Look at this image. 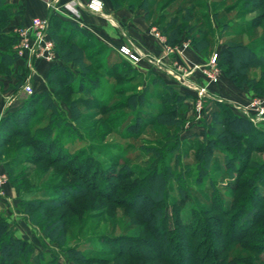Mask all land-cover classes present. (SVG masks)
I'll use <instances>...</instances> for the list:
<instances>
[{"label": "trees", "instance_id": "obj_1", "mask_svg": "<svg viewBox=\"0 0 264 264\" xmlns=\"http://www.w3.org/2000/svg\"><path fill=\"white\" fill-rule=\"evenodd\" d=\"M109 1L113 4L112 0ZM254 1L259 4L255 10L264 9V0ZM14 7L5 0H0V78L10 76L11 66L16 61L11 52L15 39L12 34L4 32L14 15L12 12ZM46 18L48 33L55 45L59 62L50 66L44 92L31 94L18 109L7 112L0 118V147L8 144L9 136L23 138L22 146L30 147L37 153L34 157L28 156L26 162L35 167L43 165L44 162L51 166H58L60 171L65 173L69 171L71 177H75L78 182L75 186L54 185L42 191V200H34L35 202L28 204L17 202V209L24 215L34 211L39 222L30 221L33 218L31 215L29 216L31 219L28 218L29 223L38 226L42 236L50 243L62 247L65 242V222L62 214L50 216V213H57L79 199L86 201L88 207L97 202L94 207L102 211L108 208V204H112L127 211L131 216L139 217L138 221L134 218L132 222L137 228L144 229L137 236L138 238L133 240L121 235L115 237L100 234L98 239L106 245L124 241L129 244L128 247L134 246L132 250L131 248L126 250L120 248L112 251L114 254L111 255L118 261L124 260V264L131 262L138 264L142 259L143 263L154 261L157 264H231L226 256L220 257L226 245L235 239L242 240L247 237L252 227L264 216L262 215L264 214V160L256 162L252 159L253 154L264 156V131L255 128L246 119L235 115L224 104L216 101L210 102L209 118L202 122L203 140L196 145L190 157L197 175L194 178L197 182L207 179L208 170L216 161H220L225 169L224 175L227 182H225V187L218 185L221 192L214 188L213 183L208 182L206 189L210 195L208 198L201 196L200 199L204 200L201 205L190 203L186 209L181 204L179 206L170 205L168 199L173 189L179 194L180 199H185V194L182 192L183 183L191 178V176L184 178V173L178 167L180 165L178 160L181 161L184 158L180 154L184 142L179 139V134L180 128L185 123L184 100L186 96L179 94L172 86L164 83L153 71L149 70L142 74L133 69L120 58L115 50L98 41L92 34L75 23L63 21L52 14H46ZM262 22H264V10L258 17L248 22L250 26L244 31H249ZM166 32L170 33L167 37L169 44L180 38L179 31L171 26L166 28ZM263 40L264 36H262ZM89 41L105 52L101 54L103 55L101 66L95 65L93 61L100 56V53H97V56L94 55L93 48L88 44ZM190 43L192 49L200 56L204 55L209 44L204 34H198ZM112 56L116 58L112 60ZM216 56L217 66L222 69L223 77L229 80L235 88L245 87L254 96H264V64L255 56L249 45L228 43L218 54L216 53ZM68 64L86 71L89 68L94 71L101 69L102 75L114 81L115 84L109 83L108 90L104 91V86L100 84L101 81L96 76L82 72V70L74 72ZM255 69L258 70V74L250 77V71ZM129 73L131 75H128ZM141 77L143 81L136 82L135 78ZM140 84L142 87L138 89ZM148 86L154 87L156 91L153 100L159 104V107L154 112L149 108L150 104L145 105V100L142 98L147 96ZM61 91L66 93L65 96L80 95V100L72 101V104L81 107L87 105L99 115H105L103 119L105 124L115 121L113 116H106L110 111L135 109L134 127L130 125L132 127L130 130L134 128L136 134L144 131L146 126L162 128L167 134L175 131V134L165 135L163 139L156 142L155 145L159 148L163 147V150L148 151L151 153L153 162L147 168L146 174L134 173L137 171L127 166V162L130 161L126 160L127 158L124 159L121 156V150L114 146H111L108 153L99 154L100 158L107 162L109 170L103 172L97 167L96 160H90L92 158L89 154L83 158L89 163L85 164L84 172L79 174V170L76 169L77 164L71 166L70 162L74 159H70L73 156L63 157L62 146L56 139L50 137L61 125L68 128L73 127V130L78 132L81 129L82 118H76L70 112L71 120L67 121L64 117L65 112L59 108L57 116L51 114L47 125L43 128L34 126L40 127L39 124L44 123L45 120L41 118L35 122L32 120L35 117L34 105L37 103L43 105V99L46 97L51 101L48 102L50 103L49 109L52 110L53 105L56 107V103H61L59 93ZM123 93H128L135 98L128 96L124 102L116 100V97ZM47 155L51 156L47 157ZM176 155L178 157L175 158ZM170 159H173L171 165L176 168V171L171 169ZM170 172L176 173L172 177ZM243 172L251 174L249 181L241 180ZM201 174L205 177L201 178ZM99 177L102 182L97 188ZM128 179H132L133 182L128 184ZM89 180L92 181L90 185L83 184ZM143 182H146L148 187L144 188ZM13 183L15 180L12 181ZM223 188L228 192H223L221 190ZM243 188H246L244 193L241 192ZM116 193H126L127 196L115 198ZM84 208L86 207L80 206L75 211L78 213V210L84 211ZM212 222H215L218 228L224 226L226 231L222 234L225 245L220 248L219 252L214 244V235L209 228ZM213 226L216 227L214 224ZM137 245L149 254L141 253L137 250ZM69 251V249L65 250L67 253ZM32 252V246L23 239L15 238L6 222L0 218V264H26ZM36 257L32 258L33 262H36ZM96 264L112 263L102 259Z\"/></svg>", "mask_w": 264, "mask_h": 264}, {"label": "rangeland", "instance_id": "obj_2", "mask_svg": "<svg viewBox=\"0 0 264 264\" xmlns=\"http://www.w3.org/2000/svg\"><path fill=\"white\" fill-rule=\"evenodd\" d=\"M101 1L111 10L126 11L130 14L128 20L134 19L136 20L135 22H138L137 20H139L140 23H135V26L140 29L144 28L143 32L145 34L147 33L148 36H151L155 43L161 45L152 35L153 31L158 33V35L163 38V44L166 46V48L163 45L158 46L160 48L162 47V49L164 47L162 54H159L158 58L151 56L143 50H138L145 56L154 59L163 58V62L166 65H171L173 62L180 65L177 62L178 57L180 59L178 50L180 48H189L194 51L190 42L195 38V36H198V34H204L205 40L209 44L207 51L202 56L194 51L200 56L199 62L194 64H203L211 54H218L222 47L228 43H241L243 45H249L255 56L261 59L264 64V40L262 41V36H264V22L249 31H244L250 26V24L248 25V22L258 17V15H260V13L264 10L260 8L255 10L256 6L259 4L254 0H112L113 4H111L109 0ZM46 14H52L55 16V13L49 10H46ZM168 26L173 27L180 33V38L172 44L167 42V37L170 35L169 32H166V28ZM47 34L48 38L52 42V52L54 53L55 61L47 63L41 59L32 58L29 61V64L33 71H35V65L37 66L39 63L52 66L55 62H59V56L55 49V45L48 32ZM88 44L93 48L95 56H97V53H100V56L102 53L105 54V52H103L101 48L95 46L92 41H89ZM129 44L133 45L130 41L126 40L125 46H129ZM14 46L15 41L11 46V52L14 54L16 61L11 66L10 76L8 78H0L2 89L0 93L6 92L11 94V96L5 99L4 97L0 98V101H2L0 102L2 105L1 108L4 109H6L8 105L7 103L11 100H14L13 103H16L14 104L15 107L13 106V109H18L31 94L44 92L43 85L37 81L35 82L33 79L34 75H31V80L29 82L30 87L32 88L33 86L32 93L25 94L21 91L20 87L23 83L24 77L29 73L27 71L26 59L14 51ZM167 50L172 51V56H165ZM100 56L93 59L95 65L101 66L103 55L101 57ZM115 58L116 57L112 56V60ZM184 64L185 67H187L193 63H189V65L187 63ZM84 65L87 66L86 64ZM129 65L133 69L137 70L136 65ZM68 67L74 72L82 70L80 67L73 66L72 64H68ZM147 67L148 69L143 73L141 72L142 74L151 70L161 79L163 78V82L168 85L171 84V81L175 83L177 82L176 86H178L182 92H185L191 97L193 107L195 94L191 92L190 89L189 92H187L188 88L185 87L186 84H183L181 81H178L170 76H164L160 70H156L155 68H152V66L150 67L147 65ZM217 69L220 73L219 77H223L222 69L218 66ZM82 72H88L92 76H96L98 80L101 81L100 84L104 86V91H107L108 86L114 83V81L108 80L107 77L102 75L101 69L94 71L92 68H89L87 71L83 69ZM257 74V69L250 71V77L256 76ZM128 75H131V73ZM120 79L122 80V78ZM135 79L136 82L138 80L139 82L143 81L142 77ZM185 80L188 83L197 86L203 85V81L198 74H193L190 77L182 79V81ZM141 87L142 84H140L138 89ZM146 92L147 96H143L142 98L145 100V105L146 103L148 105L150 104L149 108L152 112H154L159 107V104L153 100V95L156 91L154 87L148 86ZM59 93L61 95V103H56V107L53 105L52 110L49 109V102L51 101H49L46 97L43 99V105L40 103L35 104L33 107L35 110V117L32 120H34L33 122H35L38 118L45 120L44 123L39 124L40 127L34 126L35 128H43L47 125L51 114L56 115L59 108L65 112L66 115H64V117L67 121L71 120L69 118L70 112L73 113L76 118H82L81 129H79L78 132L74 131L73 127L68 128L65 125H61L58 127L57 131L52 133L50 137L56 139L60 146H62L63 157L66 155L73 156L70 160H74L70 163L71 166H76L77 164L78 167L76 169L79 170V174L84 172L86 169L85 164L89 162L85 161L83 158L89 154H91L89 157L93 159L90 160H96L97 167L101 168L103 172L109 170L107 162L105 159H101L99 154L108 153V150L112 148L111 146H114L115 148L118 147L121 150V156L130 161L127 162V166L137 171L134 173L146 174L147 168L153 162L151 161V153L148 151H151L152 149L163 150V147L159 148L155 145L156 142L163 139L165 135L175 134V131L167 134L162 128L148 126L145 127L144 131L136 134V130L134 128L130 130V128H132L130 125L134 127L133 124L136 116L134 114L135 109L110 111L106 116H113L115 121L111 124H105L103 120L105 115H99V113L92 111L87 105L81 107L72 104V101L77 100L78 102L80 100V95L65 96V92L61 91ZM128 96L133 99L135 98L128 95V93H123V95L117 96L116 100L124 102L125 98H128ZM63 99H65V101H63ZM205 103L206 105L210 104L208 101L203 103L201 114H203V110L207 107L204 105ZM222 104L226 106L228 102L222 100ZM7 112L10 111L8 110ZM4 113L5 111L2 112L1 117L4 116ZM198 119L199 123L191 125L189 128H184V123L182 128H180L179 134V139L184 142L181 148L182 150L180 149V154H182L181 156L184 158H182L181 161L178 160L180 164L178 167L181 172L184 173V178L191 176L190 179H186L183 183L182 192L185 194V199H180L179 194L174 189L170 192L168 199L170 205L179 206L181 204L182 206L184 205V209H186V206L190 203L201 205V202L204 201L200 199L202 198L201 196L204 198L209 197L210 194L207 193L208 189H206L208 188V182L211 184L213 183L212 185H214V188L218 192L220 191L218 185H220V187H225V182H227L224 175L225 169H223L220 161H216V163H214V165L208 170L207 179H201L197 182L194 178L196 172L194 171L193 160L192 158L190 159V157L192 156L196 145L203 140L204 131L202 122H204L206 118H202L201 116ZM198 119L196 118V120ZM255 128L263 131L262 126ZM24 131L25 130L23 129V132ZM31 131L33 133V128ZM22 141L23 138L9 136L8 144L0 147V169L6 174L7 182L12 184V181L15 180V183L11 186L14 190L18 203L21 202L22 204H28L34 200H42V191L47 190L54 185L67 184L75 186L78 181L75 177H71L69 171L65 173L60 171L61 169L58 166H51L46 164V162L38 167L26 162L28 156L34 157L37 153L30 147H25L24 145L22 146ZM87 145L88 148H86ZM48 156L51 155H47V157ZM81 156L82 158H80ZM176 157L178 156L176 155L175 158ZM252 157V159L256 162H262L264 160V156L261 154H253ZM169 161L171 169L176 171V168L171 165L173 159H170ZM170 173L173 177L176 172ZM201 175V178L205 177L204 174ZM250 175L251 174L249 172H243L241 180L249 181V178L251 177ZM101 177H99V183L97 182L96 184L97 188L101 185ZM90 182L92 181L89 180L87 183L84 182L83 184L88 186L90 185ZM132 182V179H128L127 181L128 184ZM143 183L144 188L148 187L146 182ZM221 190L223 192H228L225 188ZM245 191L246 188L241 190L242 193ZM114 196L115 198H121L123 196H127V194L116 193ZM96 203L88 207L86 201L79 199L74 203L68 204L65 209H60L57 213H50V216L58 213L62 214L61 216L65 222V242L62 247H58L54 243H50L42 236L38 226L29 223L28 218H30L29 216L31 215L33 218H30V221L33 223L39 222L34 211L32 213L28 211L29 213L24 215L17 209V205L15 204V206H11L12 210L10 209L7 215L2 213L0 218L6 222L15 238L23 239L27 242V244L32 246L33 252L26 264H96L102 259L109 261L112 264H124V260L118 261L113 255H111L114 254L112 251L119 250L120 248H122V250L123 248L124 250L131 248L132 250L134 246L131 245V247H128L129 244L124 241L106 245L98 238L100 234H109L115 237L121 235L125 238H131L132 240L134 238H138L137 236L140 235V232H143L144 229L141 227L139 229L134 226L132 220L136 218L138 221L139 217L131 216L127 213V211H123L121 208L115 207V205L112 204H106L108 208L102 211L99 208L94 207L96 206ZM80 206L86 208H84V211L80 209L78 210V213H76L75 210ZM213 224L216 225V227L213 226ZM209 228H211L210 230L214 235V244L216 245V248H218L217 252H219L220 248H223L225 245V241L223 239L224 235H222L226 232L225 228L224 226L222 228H218L215 222H212V226ZM248 233L249 235H247L244 239H235L232 243L226 245L225 251L220 255V257L222 258L223 256H226V258L230 260L231 264H264V216L262 220L257 222V224H255ZM136 248L141 253L149 254L147 251H144L141 246L137 245ZM66 249H69L70 251L67 253L65 252ZM34 256H37L36 262H33L32 260ZM143 262L144 260L142 259L138 262V264H157L154 261L149 263ZM129 264L136 263L131 262Z\"/></svg>", "mask_w": 264, "mask_h": 264}, {"label": "crops", "instance_id": "obj_3", "mask_svg": "<svg viewBox=\"0 0 264 264\" xmlns=\"http://www.w3.org/2000/svg\"><path fill=\"white\" fill-rule=\"evenodd\" d=\"M81 3H84L86 0H78ZM5 2L14 5L15 7L12 9L13 17L5 27L4 32L12 34L13 30L17 26H24L29 24L32 18L36 17H44L46 15L45 9V0H5ZM69 0H59L57 7L59 8L57 12H55V16L63 21L73 22L78 27L88 31L92 34L98 41L106 45L107 47L117 50L120 46L126 44V40L130 41L137 49L143 50L144 52L150 54L151 56L157 57L159 54H162V47H158V45L153 41L151 36H148L147 33L143 32V29H140L135 26L134 19H129L130 14H128L124 10H111L105 3H103V12L102 16L92 15L86 12L85 10H77L67 6ZM140 23V22H139ZM180 59L178 57L177 62L185 67L184 63H198L199 55L196 54L189 48L179 50ZM164 61V60H163ZM170 62V61H169ZM50 68L48 64H37L35 65V71L32 72L34 75L35 82H39L43 85V89H46L45 81L47 72ZM136 69L141 73L145 72L148 67L144 62H140L136 64ZM163 79V78H162ZM172 86L179 94L186 96L184 100L185 104V125L184 128H189L191 125L198 124L199 119L196 120V115L194 114L192 107V99L185 92H182L177 85V82L171 81ZM175 85V86H174ZM33 89V86H32ZM208 92L215 98L225 100L227 102H236V103H245L247 99L253 96L252 92L247 88H235L227 79L224 77H219L217 85L209 86ZM187 91V90H186ZM189 92V89L188 91ZM0 98H7L11 96V94L2 92L0 93ZM2 102V101H0ZM14 100L9 101L6 109L1 108L0 104V117L2 116V112L5 113L15 107L13 103ZM206 105V103L204 104ZM4 106V105H3ZM207 107L203 110V114H201L202 118H206L208 120L210 114V104L206 105ZM5 113L3 115H5ZM264 131V127H263ZM2 197H0V215L4 213L7 215L9 210H12V205L15 206L17 204V198L15 197L14 190L9 182H6L1 188Z\"/></svg>", "mask_w": 264, "mask_h": 264}, {"label": "built area", "instance_id": "obj_4", "mask_svg": "<svg viewBox=\"0 0 264 264\" xmlns=\"http://www.w3.org/2000/svg\"><path fill=\"white\" fill-rule=\"evenodd\" d=\"M59 0H45V9L53 11L54 13L58 11ZM73 7L77 10H85L89 14L102 16L103 12V2L101 0H86L84 3L78 0H69L67 7ZM48 23L46 17H36L32 18L29 24L24 26H17L12 35L15 39L14 51L19 55H22L27 61V71L28 75L24 77L23 83L20 87L21 91L25 94H31L32 88L30 87V80L32 75V67L29 61L33 59H41L47 63H52L55 61L54 53L52 52V42L48 38ZM153 37L163 45L164 40L158 33L153 31ZM118 55L127 61L131 65H136L140 62H144L156 70H160L164 76H170L183 84L185 87L190 89L191 92L195 94L193 101V111L196 114V118L201 117L202 105L205 101L208 102H219V100L213 97L208 92V87L217 85L220 76L219 70L217 69V56L216 54H211L210 57L203 64H192L187 67L178 65L173 62L171 65H166L163 62V58L154 59L142 54L135 46L129 44V46H120L117 49ZM172 51L167 50L165 56H172ZM174 70V71H173ZM193 74H198L203 81V85L197 86L188 83L186 80L182 81L186 77H190ZM185 82V83H184ZM235 115L246 119L254 127L262 126L264 127V97L252 96L245 103L228 102L226 105ZM7 182L6 174L0 169V188ZM0 197H2V192L0 191Z\"/></svg>", "mask_w": 264, "mask_h": 264}]
</instances>
